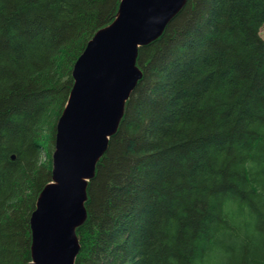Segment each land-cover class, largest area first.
<instances>
[{
  "label": "trees",
  "instance_id": "1",
  "mask_svg": "<svg viewBox=\"0 0 264 264\" xmlns=\"http://www.w3.org/2000/svg\"><path fill=\"white\" fill-rule=\"evenodd\" d=\"M121 1L0 0V264L32 262L74 66ZM263 28L264 0H188L140 48L75 264H264Z\"/></svg>",
  "mask_w": 264,
  "mask_h": 264
},
{
  "label": "water",
  "instance_id": "2",
  "mask_svg": "<svg viewBox=\"0 0 264 264\" xmlns=\"http://www.w3.org/2000/svg\"><path fill=\"white\" fill-rule=\"evenodd\" d=\"M187 1L122 0L115 20L88 43L58 125L52 182L41 192L31 219L29 264H75L76 232L87 220L88 184L140 77L139 48L157 40Z\"/></svg>",
  "mask_w": 264,
  "mask_h": 264
},
{
  "label": "bare ground",
  "instance_id": "3",
  "mask_svg": "<svg viewBox=\"0 0 264 264\" xmlns=\"http://www.w3.org/2000/svg\"><path fill=\"white\" fill-rule=\"evenodd\" d=\"M170 24V23H169ZM169 24H167L166 25V27H165V29L167 28V26L169 25ZM165 31V30H164ZM164 31H163V33H164ZM99 32V31H98ZM97 32V33H98ZM163 35V34H162ZM161 35V36H162ZM160 36V37H161ZM159 37V38H160ZM158 38V39H159ZM157 39V40H158ZM91 41V40H90ZM156 41V40H155ZM154 41V42H155ZM153 43V42H152ZM151 44V43H150ZM149 45V44H148ZM147 46V45H146ZM144 47V46H143ZM141 48V47H140ZM140 48H139V50H140ZM83 55V54H82ZM81 55V56H82ZM138 55H139V52H138V54H137V57H136V60H135V63H136V69L138 70V72L140 73V77H139V79H138V81H137V83H136V86L134 87V91H135V89L137 88V86H138V83H139V81L143 78V72L141 71V69L137 66V59H138ZM81 56H80V58H81ZM79 58V59H80ZM79 59H78V61H79ZM78 61L76 62V64H75V66H74V69H73V78H74V85H75V77H74V70H75V67H76V65H77V63H78ZM73 88H74V86H73ZM73 90V89H72ZM133 91V92H134ZM72 92V91H71ZM133 94V93H132ZM71 95V94H70ZM70 97V96H69ZM128 102V101H127ZM127 102H126V104H127ZM126 104H125V109H126ZM125 113V112H124ZM63 115V114H62ZM125 115V114H124ZM62 117V116H61ZM124 118V117H123ZM61 119V118H60ZM60 119H59V121H58V124H57V134H58V125H59V122H60ZM123 120V119H122ZM122 122V121H121ZM120 125H121V123L119 124V127H120ZM119 127H118V130H119ZM55 127H53V129H54ZM118 132V131H117ZM46 133V132H45ZM55 140H57V136H56V139ZM43 143V142H42ZM45 144H47V142L45 143ZM54 145V144H53ZM52 145V146H53ZM42 146H44V144H42ZM49 146V145H48ZM48 146L46 147V145H45V147L47 148V150H48ZM49 147H51V145L49 146ZM55 148H54V152H53V155H52V160L54 159V154H55V151H56V142H55V146H54ZM52 148V147H51ZM45 149V148H44ZM50 149V148H49ZM52 151H53V148H52ZM45 152V151H44ZM47 153H48V151H47ZM44 154V153H43ZM46 154V153H45ZM50 154H51V149H50ZM46 156V155H45ZM48 157H50V155H48L47 156V161H49L48 160ZM51 158V157H50ZM51 160V159H50ZM44 162H45V159H44ZM47 163V162H46ZM49 164H52L50 161L48 162ZM98 165V164H97ZM97 169V168H96ZM96 175V174H95ZM90 183V182H89ZM88 186H89V184H88ZM261 191V190H260ZM89 199V198H88ZM88 201V200H87ZM86 206V205H85ZM86 208V207H85ZM36 209H37V206H36ZM36 211V210H35ZM34 211V212H35ZM88 210L86 209V212H87ZM88 215H89V213L87 212V219H88ZM32 216H33V214H32ZM31 219H32V217H31ZM116 222V221H115ZM30 223H31V221H30ZM85 224V223H84ZM82 227V226H81ZM81 227H79V228H81ZM78 228V229H79ZM77 229V230H78ZM98 229V228H97ZM31 231H32V245H33V230H32V224H31ZM77 233V232H76ZM86 238H87V235H86ZM77 239H78V246H79V254H80V251H81V244H80V240H79V237H78V234H77ZM90 240V239H89ZM132 242V241H131ZM78 254V255H79ZM31 255H32V260H33V250H32V246H31ZM78 257V256H77ZM219 258V257H218ZM220 258H223V257H220ZM77 259V258H76ZM219 262V261H218ZM31 263V262H30ZM75 263H76V261H75ZM224 263V262H223Z\"/></svg>",
  "mask_w": 264,
  "mask_h": 264
},
{
  "label": "rangeland",
  "instance_id": "4",
  "mask_svg": "<svg viewBox=\"0 0 264 264\" xmlns=\"http://www.w3.org/2000/svg\"><path fill=\"white\" fill-rule=\"evenodd\" d=\"M261 35H262V38H264V28L262 29Z\"/></svg>",
  "mask_w": 264,
  "mask_h": 264
}]
</instances>
